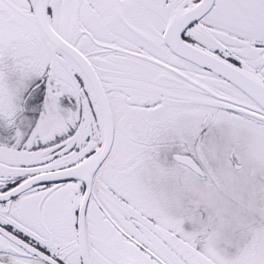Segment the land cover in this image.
Returning <instances> with one entry per match:
<instances>
[{"label": "snow or ice", "instance_id": "1", "mask_svg": "<svg viewBox=\"0 0 264 264\" xmlns=\"http://www.w3.org/2000/svg\"><path fill=\"white\" fill-rule=\"evenodd\" d=\"M0 264H264V0H0Z\"/></svg>", "mask_w": 264, "mask_h": 264}]
</instances>
